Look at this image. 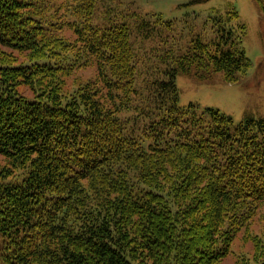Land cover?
<instances>
[{
  "label": "trees",
  "instance_id": "1",
  "mask_svg": "<svg viewBox=\"0 0 264 264\" xmlns=\"http://www.w3.org/2000/svg\"><path fill=\"white\" fill-rule=\"evenodd\" d=\"M124 7L0 0V264H224L240 233L264 264V117L176 82L248 71L238 10L201 34Z\"/></svg>",
  "mask_w": 264,
  "mask_h": 264
},
{
  "label": "rangeland",
  "instance_id": "2",
  "mask_svg": "<svg viewBox=\"0 0 264 264\" xmlns=\"http://www.w3.org/2000/svg\"><path fill=\"white\" fill-rule=\"evenodd\" d=\"M124 8L144 14L158 13L185 26V32L206 34L214 9L225 12L233 5L239 20L246 25V53L251 60L248 71L238 81H226L221 72L208 80L180 73L177 78L179 103H198L201 107L219 108L239 123L248 116L264 117V13L256 0H122ZM1 160V158H0ZM256 228L257 225H256ZM3 238L0 235V245ZM253 245L240 233L224 264H235L241 254H251Z\"/></svg>",
  "mask_w": 264,
  "mask_h": 264
}]
</instances>
